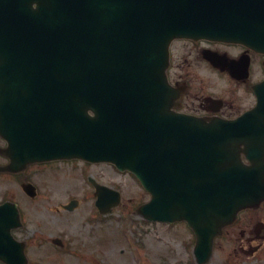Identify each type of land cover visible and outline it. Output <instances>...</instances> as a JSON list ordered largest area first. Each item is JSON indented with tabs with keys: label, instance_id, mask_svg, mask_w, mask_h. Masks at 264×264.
Listing matches in <instances>:
<instances>
[{
	"label": "water",
	"instance_id": "water-1",
	"mask_svg": "<svg viewBox=\"0 0 264 264\" xmlns=\"http://www.w3.org/2000/svg\"><path fill=\"white\" fill-rule=\"evenodd\" d=\"M25 1L39 4L33 11L36 36L25 48L15 45L22 21L8 20L0 11V78L12 69L22 84L21 109L10 110L19 131L0 125L11 147L8 169L78 158L129 170L151 192L145 214L152 220H185L197 236L198 262H206L221 228L264 198V166H244L232 152L230 123L159 115V88L152 84L147 60L128 77L122 69L105 73L104 28L146 40L165 24L167 41L196 35L255 45L263 42L264 0L242 5L237 0ZM148 47L144 42L140 49L147 53ZM27 55L31 63L21 66ZM10 102L0 96V120ZM252 137L260 140L259 133ZM169 192L172 200H165ZM0 214L7 221L0 228V243L4 238L6 245L0 259L13 264L20 251L9 229L18 225V214L14 205L0 207Z\"/></svg>",
	"mask_w": 264,
	"mask_h": 264
},
{
	"label": "rangeland",
	"instance_id": "rangeland-1",
	"mask_svg": "<svg viewBox=\"0 0 264 264\" xmlns=\"http://www.w3.org/2000/svg\"><path fill=\"white\" fill-rule=\"evenodd\" d=\"M21 176L37 187L36 198H27L14 177L0 176V203L18 204L23 227L14 235L28 242L30 264H195L194 236L185 224L144 223L135 215L149 197L132 175L107 165L73 161L33 166ZM90 176L122 196L121 206L103 219L97 217L93 189L87 183ZM72 199L78 200L76 209H60ZM258 221L264 222V208L240 214L234 226L215 241L207 264H264V248L253 253L264 239V231L256 238ZM53 238H60L72 253L64 255L69 256L67 260L47 259L55 253L50 247ZM46 247L50 250L43 251Z\"/></svg>",
	"mask_w": 264,
	"mask_h": 264
},
{
	"label": "flooded vegetation",
	"instance_id": "flooded-vegetation-1",
	"mask_svg": "<svg viewBox=\"0 0 264 264\" xmlns=\"http://www.w3.org/2000/svg\"><path fill=\"white\" fill-rule=\"evenodd\" d=\"M204 52L223 56L233 66L222 71L204 59ZM170 55L168 77L184 90L185 111L234 119L253 108L252 89L264 79V56L239 46L205 41L174 42Z\"/></svg>",
	"mask_w": 264,
	"mask_h": 264
}]
</instances>
